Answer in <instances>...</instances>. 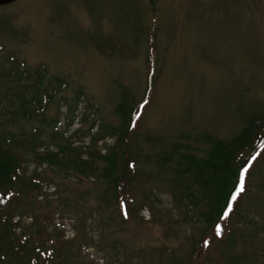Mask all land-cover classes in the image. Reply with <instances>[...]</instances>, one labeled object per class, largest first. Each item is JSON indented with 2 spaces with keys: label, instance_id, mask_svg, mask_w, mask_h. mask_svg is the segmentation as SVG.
I'll return each instance as SVG.
<instances>
[{
  "label": "rangeland",
  "instance_id": "obj_1",
  "mask_svg": "<svg viewBox=\"0 0 264 264\" xmlns=\"http://www.w3.org/2000/svg\"><path fill=\"white\" fill-rule=\"evenodd\" d=\"M151 22L157 26V75L130 141L141 157L139 183L128 202L130 216L123 217L112 191L105 198V183L89 167L81 175L41 157L66 142L103 153L115 146L129 120L117 111L121 85L136 100L148 85ZM11 56L19 70L24 61L43 64L47 79L69 85L50 105L34 147L39 154L22 151L18 157L24 174L37 172L43 180L45 194L29 196L24 212L9 214L14 237L36 233L32 223L39 213L45 232L63 241L62 264H187L189 237L207 228L201 216L206 208L183 199V184L173 180L176 163L165 168L159 161L177 142L198 146L194 151L206 157L205 134L228 140L246 125L249 112L264 113V0H15L0 5V74L17 79ZM5 82L0 75V86ZM52 117L59 121L47 126ZM38 125L22 122L27 131ZM9 129L23 137L19 124ZM251 176L232 230L222 234L223 244L213 241L210 260L198 264H264V153Z\"/></svg>",
  "mask_w": 264,
  "mask_h": 264
},
{
  "label": "trees",
  "instance_id": "obj_2",
  "mask_svg": "<svg viewBox=\"0 0 264 264\" xmlns=\"http://www.w3.org/2000/svg\"><path fill=\"white\" fill-rule=\"evenodd\" d=\"M146 33L150 52L148 85L139 100L133 98L124 85H121L124 98L118 104L117 111L126 119L129 117V120L123 123L119 140L115 146L103 153L102 150L94 147L86 146L84 150L85 146L72 147L66 142V145H62L58 152L46 151L42 157L37 155L38 158L48 160L55 168L58 167L57 169L60 167L66 170L69 167L81 175H86L84 166L89 167V170L94 172L95 178L105 183V198H110L112 191V197H116L120 214L123 217L130 216L128 202L136 196L134 193L139 183L136 180L139 175L137 160L141 157L138 156L140 155L139 149H132L130 141L137 122L141 119L148 104L154 77L157 75L154 69L156 24H153V29ZM10 59L12 65L10 69L18 72L15 76L17 79L6 77L4 73L0 74L6 81L3 84L4 88L0 86V260H8L13 264H62V259L65 258L63 241H54L53 233L45 232V224H42V217L39 213L32 223V225H37L36 233L30 236L23 233L15 237L14 230H12L15 225L12 222L14 218L9 214L14 211L24 212L21 206L28 202L29 196L37 195L38 199L39 196L45 194L41 185L43 180L38 179L37 172L30 175L24 174L21 160L18 157L22 151L29 154L32 150L39 154L38 149L34 147L42 136L41 132L44 130L42 128L48 119L50 105L54 97L69 85L63 78L56 77L54 81L47 79V69L43 64L29 67L24 61L23 70H19L21 67L16 58L11 56ZM10 81L11 85H9ZM81 94L80 90L76 97L79 99ZM5 98L12 106L11 109L7 107ZM87 105L91 107L90 102ZM76 107L71 103L69 110L74 111ZM93 110L97 111V108ZM249 113L246 125L228 140L205 134L204 138L210 143L209 149L206 150L208 154L206 157H201L194 151L195 145L177 142L167 155L162 156L161 161L158 160L161 167L174 161L176 165L173 180L183 184V199L194 207L200 205L206 208L202 210L201 216L207 228L198 237L194 235L189 237L193 248L187 264H198L201 259L210 260L215 250L211 249L212 242L223 244L225 239L222 238V234L232 230L230 224L232 216L236 214L238 202L251 185L253 167L264 153V113L256 110ZM23 121H37L39 125L28 132L22 126ZM58 121L57 118L52 117L47 126H52ZM18 124L22 127L21 136L23 137L15 138L17 135L9 129V126L15 127ZM94 124L95 122H91L89 130L94 128ZM55 130L58 129L51 128V131L57 134ZM95 141L97 140L94 139ZM179 149L184 151L183 155L175 159V153L179 152ZM245 169L248 171L245 172ZM241 179L244 180L245 190L233 201L232 197ZM176 188L178 187H175V190ZM229 205L232 209L230 212ZM225 213H228L227 216ZM217 227L221 229L219 235Z\"/></svg>",
  "mask_w": 264,
  "mask_h": 264
},
{
  "label": "snow or ice",
  "instance_id": "obj_3",
  "mask_svg": "<svg viewBox=\"0 0 264 264\" xmlns=\"http://www.w3.org/2000/svg\"><path fill=\"white\" fill-rule=\"evenodd\" d=\"M247 171H248V170L245 169V172H247ZM244 190H245V188H244V180L241 179V181H240V185H239V187H238L236 193H235V194L233 195V197H232L233 201H235L236 198L240 195V193H242ZM231 210H232V209H231V205H229V212H230ZM227 214H228V213H225V216H227ZM220 232H221V229H220L219 227H217V234L219 235Z\"/></svg>",
  "mask_w": 264,
  "mask_h": 264
},
{
  "label": "water",
  "instance_id": "obj_4",
  "mask_svg": "<svg viewBox=\"0 0 264 264\" xmlns=\"http://www.w3.org/2000/svg\"><path fill=\"white\" fill-rule=\"evenodd\" d=\"M15 0H0V5H5V4H8V3H11Z\"/></svg>",
  "mask_w": 264,
  "mask_h": 264
}]
</instances>
